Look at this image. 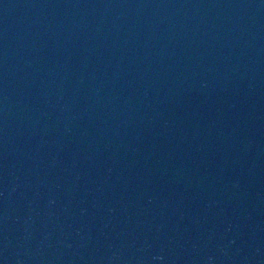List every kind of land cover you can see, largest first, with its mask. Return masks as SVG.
<instances>
[{
	"label": "water",
	"instance_id": "1",
	"mask_svg": "<svg viewBox=\"0 0 264 264\" xmlns=\"http://www.w3.org/2000/svg\"><path fill=\"white\" fill-rule=\"evenodd\" d=\"M0 264H264V0H0Z\"/></svg>",
	"mask_w": 264,
	"mask_h": 264
}]
</instances>
